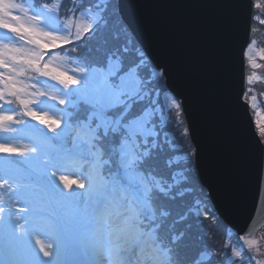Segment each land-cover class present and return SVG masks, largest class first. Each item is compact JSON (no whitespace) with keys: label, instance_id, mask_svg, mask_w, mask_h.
Returning a JSON list of instances; mask_svg holds the SVG:
<instances>
[{"label":"snow or ice","instance_id":"obj_1","mask_svg":"<svg viewBox=\"0 0 264 264\" xmlns=\"http://www.w3.org/2000/svg\"><path fill=\"white\" fill-rule=\"evenodd\" d=\"M173 6L205 26L198 82L213 137L227 140L210 158L187 97L119 0H0V264H213L214 254L264 264V111L253 94L264 0ZM241 109L255 114L252 144ZM221 192L239 227L220 215Z\"/></svg>","mask_w":264,"mask_h":264},{"label":"water","instance_id":"obj_2","mask_svg":"<svg viewBox=\"0 0 264 264\" xmlns=\"http://www.w3.org/2000/svg\"><path fill=\"white\" fill-rule=\"evenodd\" d=\"M179 0H119L120 12L134 33L135 40L143 46L147 56L157 65H165L172 88L183 93L188 108V118L201 126V136L206 145V156L211 157L227 140L213 137V109L199 84L200 63L207 47L205 26L200 14L174 7ZM238 121L249 144L257 139L250 109H241ZM214 175L208 168L205 179ZM221 216L239 227L242 220L234 213L226 194L217 198ZM264 228L259 229V231Z\"/></svg>","mask_w":264,"mask_h":264},{"label":"rangeland","instance_id":"obj_3","mask_svg":"<svg viewBox=\"0 0 264 264\" xmlns=\"http://www.w3.org/2000/svg\"><path fill=\"white\" fill-rule=\"evenodd\" d=\"M256 39H257V41H258V43H257V48H260V47H264V33H260V32H257L256 34ZM258 63H264V61H257ZM257 71V75H259V76H261L262 77V69H258V70H256ZM161 102L162 103H165L166 101L164 100V97L162 96L161 97ZM257 105H258V107L260 108V104L257 102ZM253 115H254V117H252L253 118V120H254V118H255V114H254V112H253ZM8 192L6 191L5 192V190H3V193H2V195L0 196V198H2L3 199V201H4V203L5 204H7V202H8ZM205 223L207 224V225H209V226H212L213 224H214V221H205ZM222 228V227H221ZM221 228H213V239H211V240H209L208 241V243H209V245L211 246V247H214V248H219L220 246H221V244H223V242H224V237L221 235ZM260 232H264V229L263 230H261V231H259V232H257V235H259L260 234ZM194 248H197L196 247V245H195V247ZM194 248H192V249H194ZM212 262L214 263V264H218V262L220 261L219 259V257H217L215 254L212 256ZM202 262H204V263H206V264H208V260L205 258L204 260H202Z\"/></svg>","mask_w":264,"mask_h":264},{"label":"trees","instance_id":"obj_4","mask_svg":"<svg viewBox=\"0 0 264 264\" xmlns=\"http://www.w3.org/2000/svg\"><path fill=\"white\" fill-rule=\"evenodd\" d=\"M256 37V35H255ZM254 91L253 94L257 96V102L260 104V109L262 111H264V95H262L261 93L264 92V69H262V79L258 82H255L253 85ZM251 115L252 117H254L253 115V111L250 109ZM4 141V137L2 135H0V142ZM71 145L70 142L67 146ZM4 166V158L0 157V168H3ZM176 211H179V209H176ZM208 222L211 221V219L207 220ZM182 227V225H178L177 228ZM221 227H223V224L221 225ZM194 240V237H193ZM195 247V242H193L189 247L187 248H183L182 252L189 258L192 259L195 256L196 251L198 250ZM194 248V249H192ZM220 261L218 262V264H224L222 259H219ZM201 264H206L204 262H201ZM214 264V263H213Z\"/></svg>","mask_w":264,"mask_h":264}]
</instances>
